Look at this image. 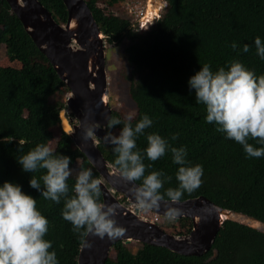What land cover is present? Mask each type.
I'll list each match as a JSON object with an SVG mask.
<instances>
[{
  "label": "trees",
  "instance_id": "1",
  "mask_svg": "<svg viewBox=\"0 0 264 264\" xmlns=\"http://www.w3.org/2000/svg\"><path fill=\"white\" fill-rule=\"evenodd\" d=\"M38 1L57 23L65 22L61 0ZM123 1L85 0L105 42L116 47L128 44L124 49L131 66L128 96L136 108L132 124L135 126L144 115L153 121L136 137L135 150L141 152L145 174L162 171L172 177L160 190L162 194L169 187H178L175 176L179 166L172 162L171 152L156 161L144 153L147 134L157 133L173 147L186 149L187 166L199 164L203 168L201 185L191 193L184 192L180 201L202 196L223 209L264 222V156L248 157L242 145L216 130L219 125L208 123L205 105L196 102L195 90L188 85L190 77L203 65L208 64L213 72L220 67L227 70L234 59L257 77L264 75V59L257 55L254 44L256 37L264 42V0H165L164 13L143 31L135 30L128 19L104 13L98 7L101 3L116 10ZM0 23L5 26L4 38H17L19 45L15 42L12 50L22 64L19 71L0 69V186L5 181L18 184L25 194L36 199L37 209L49 221L44 237L52 243L49 251L56 253L58 264H77L81 241L72 224L62 217L63 199L57 204L31 188L32 175L39 180L46 170L24 172L17 160L37 144L51 140L52 131L59 126L58 113L63 104H50L49 100L64 86L5 0H0ZM233 42L238 45L235 51ZM245 44L249 45L248 52L243 51ZM33 59L42 63L38 73L32 66ZM111 118H116L114 112ZM122 127L123 123L107 129ZM173 135L178 138L172 140ZM248 142L264 147L256 140ZM53 149L55 154L70 157L72 164L91 169L98 177L66 135L56 141ZM112 149L107 145L101 152L114 166L116 154ZM67 183L71 195L75 179L69 177ZM105 264H264V235L225 221L218 238L201 256H182L146 244L132 252L123 242H117Z\"/></svg>",
  "mask_w": 264,
  "mask_h": 264
},
{
  "label": "clouds",
  "instance_id": "2",
  "mask_svg": "<svg viewBox=\"0 0 264 264\" xmlns=\"http://www.w3.org/2000/svg\"><path fill=\"white\" fill-rule=\"evenodd\" d=\"M153 21L149 20V24ZM254 44L257 55L264 59V42L256 37ZM231 47L235 51L238 45L233 42ZM243 51H249L248 44L243 46ZM188 85L195 90L196 102L205 105L208 123L219 125L216 130L242 145L248 157L264 156V147L248 142L252 139L264 145V75L257 77L254 71L234 59L227 70L220 67L213 72L208 64L203 65L190 77ZM132 120L133 114H129L118 135L108 131L103 137L116 154V174L131 184L129 192L138 212L159 210L165 204L166 217L174 219L180 210L172 205L181 200L184 192L191 193L201 185L203 168L199 164L187 166L184 147H173L157 133L147 134L146 157L156 161L170 151L172 162L179 166L175 176L178 187H169L162 194L160 190L172 177L162 171L146 175L141 152L135 150L136 137L150 128L153 121L144 115L133 126ZM121 123L118 118H109L108 127L111 129ZM95 129L94 124H89L84 128L83 138L94 137ZM177 138L172 136V140ZM17 160L24 172L46 170L39 180L32 175L30 187L40 191L46 200L60 204L63 199L62 217L72 224L82 246L91 247L85 239L89 235L115 239L124 234V227L115 219L116 206L100 201L102 181L93 176L91 169L82 168L76 172L70 195L67 183L73 175L70 157L55 154L48 144H37ZM136 181L141 183L136 184ZM48 230L49 221L37 209L36 199L25 194L20 185L5 181L0 186V264H58L56 253L49 251L52 243L44 238Z\"/></svg>",
  "mask_w": 264,
  "mask_h": 264
},
{
  "label": "water",
  "instance_id": "3",
  "mask_svg": "<svg viewBox=\"0 0 264 264\" xmlns=\"http://www.w3.org/2000/svg\"><path fill=\"white\" fill-rule=\"evenodd\" d=\"M24 32L37 50L47 59L64 86L66 100L58 113L59 127L86 158L101 179L102 203L115 205V219L124 227L121 237L110 239L89 235L91 247L80 246L77 264H105L112 246L117 242L161 247L182 256H201L219 236L225 221L251 228L264 235V222L249 215L223 209L205 197L190 198L172 205L180 210L174 220L190 221V231L174 235L158 224L141 217L129 192L131 184L116 174L115 168L102 155L98 145L104 141L112 110L108 105L104 36L85 0H61L66 18L57 23L38 0H5ZM65 114L73 115L72 125ZM96 126L94 137L85 140L84 128ZM117 195L125 201L119 200ZM167 201V200H165ZM165 204L154 215L167 218ZM215 251L213 252V257ZM212 257V258H213Z\"/></svg>",
  "mask_w": 264,
  "mask_h": 264
},
{
  "label": "rangeland",
  "instance_id": "4",
  "mask_svg": "<svg viewBox=\"0 0 264 264\" xmlns=\"http://www.w3.org/2000/svg\"><path fill=\"white\" fill-rule=\"evenodd\" d=\"M150 0H124L121 2L119 7L116 10H111L106 8L105 5L98 3V7L103 10L104 13L112 12L115 16L128 19L131 24L134 26V22L138 18V12L144 13L147 11V6ZM159 3L157 14L149 16L150 22L154 19L161 16L166 9L165 0H152ZM161 5V6H160ZM137 23V22H136ZM144 23V22H143ZM151 24V23H150ZM146 24L142 30H145L149 25ZM135 28V26H134ZM4 29L5 26L0 23V69L1 70H21L22 64L17 60L13 54L12 45L15 44L17 38L7 39L4 38ZM137 30V29H135ZM139 31V30H137ZM18 46L19 43L16 42ZM127 43L121 44L120 46L109 45L104 42L105 46V60H106V76H107V93L106 98L108 105L110 106L112 112L115 113L116 118L120 119L123 123L125 118L129 114L135 116L136 108L133 102L129 99L128 88H129V73L131 71V66L126 59L124 49L127 47ZM32 66L35 72L41 70L42 63L38 59L32 60ZM61 92L55 94L50 98L49 103L57 105L62 103L64 105L66 100V93L64 88L60 89ZM120 129H113L111 132L118 135ZM64 133L61 131L58 126L52 131L51 140L48 142L52 148L54 147L56 141L63 137ZM70 167L73 169V175L70 178L75 179L76 172L79 169H82L81 166L77 163H71ZM141 217L152 220L158 224L165 232L174 234V235H184L190 231L191 224L188 220H174L169 218H162L157 215L154 216L152 212H139ZM125 245V244H124ZM129 247L132 252H136L140 248L138 243H129L126 245Z\"/></svg>",
  "mask_w": 264,
  "mask_h": 264
},
{
  "label": "built area",
  "instance_id": "5",
  "mask_svg": "<svg viewBox=\"0 0 264 264\" xmlns=\"http://www.w3.org/2000/svg\"><path fill=\"white\" fill-rule=\"evenodd\" d=\"M137 16H138V18L136 19L137 23L134 22V26H135V29L142 31V28H144L146 26V24L149 23L150 18L147 15V11L144 13H142V11L138 12Z\"/></svg>",
  "mask_w": 264,
  "mask_h": 264
},
{
  "label": "bare ground",
  "instance_id": "6",
  "mask_svg": "<svg viewBox=\"0 0 264 264\" xmlns=\"http://www.w3.org/2000/svg\"><path fill=\"white\" fill-rule=\"evenodd\" d=\"M158 6H159L158 2H156V1L153 2L152 0L149 1L148 6H147V15H148V17L152 16L154 14H157L156 12L158 10Z\"/></svg>",
  "mask_w": 264,
  "mask_h": 264
},
{
  "label": "flooded vegetation",
  "instance_id": "7",
  "mask_svg": "<svg viewBox=\"0 0 264 264\" xmlns=\"http://www.w3.org/2000/svg\"><path fill=\"white\" fill-rule=\"evenodd\" d=\"M63 108H64V105H63V107L60 108V110L63 109ZM60 110H59V111H60ZM65 117H66V119H67L69 122H70V119H73V121L70 122L71 125H72L74 122H76L72 114H71V115H67V114H65ZM59 123H60V122H59ZM106 131L108 132L109 130L106 128ZM105 146H107V145H103L101 142H100L99 145H98L100 151H101V149H104ZM117 197L119 198V200H121V201H125V199H124L122 196L117 195Z\"/></svg>",
  "mask_w": 264,
  "mask_h": 264
}]
</instances>
